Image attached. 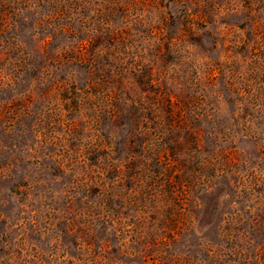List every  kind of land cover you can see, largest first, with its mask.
Returning a JSON list of instances; mask_svg holds the SVG:
<instances>
[{
  "label": "rangeland",
  "instance_id": "374dc122",
  "mask_svg": "<svg viewBox=\"0 0 264 264\" xmlns=\"http://www.w3.org/2000/svg\"><path fill=\"white\" fill-rule=\"evenodd\" d=\"M0 264H264V0H0Z\"/></svg>",
  "mask_w": 264,
  "mask_h": 264
}]
</instances>
